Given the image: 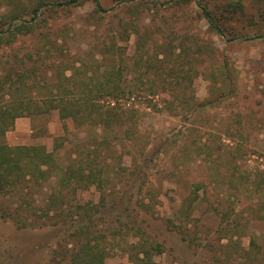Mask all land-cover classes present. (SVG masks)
I'll use <instances>...</instances> for the list:
<instances>
[{
  "label": "rangeland",
  "instance_id": "rangeland-1",
  "mask_svg": "<svg viewBox=\"0 0 264 264\" xmlns=\"http://www.w3.org/2000/svg\"><path fill=\"white\" fill-rule=\"evenodd\" d=\"M41 1L36 15L41 22L34 34L11 45L0 41V71L9 66L6 53L34 52L42 72L62 82L57 91L75 93L87 87V77L76 67L87 64L89 75L98 68L95 73L104 78L111 60L125 58L122 63L129 65L136 82L130 91L134 99L119 100L127 122L114 130L103 129L96 118L84 114L79 123L62 120L51 110L22 117L6 132L9 145L41 144L49 151L57 145L58 168L84 147V153L96 155L92 166L98 180L71 189L59 184L57 169L52 170L32 193L36 213L42 216L49 203L64 205L66 212L76 204L82 213H90L93 224L81 221L86 223L76 237L71 233L80 221L18 229L0 219V264H137L130 253L149 244L152 260L147 264H259L248 260L243 249L253 233L259 243L264 238V219L259 217L264 213V37L222 38L208 29L193 2L177 0H100L108 9L100 17L93 14L91 0L71 7L53 4L63 0H19V6L0 0V27L7 28L14 7H21L20 15L33 23L31 11ZM152 1L156 7L148 4ZM226 1L231 0H213ZM242 1L247 15L258 13V0ZM240 19L231 26L248 31L258 27L244 16ZM261 27L264 30V24ZM146 31L154 32L151 41L157 46L145 50L137 37ZM202 43H208L209 50L203 49L194 63L191 52ZM141 52L148 56L146 66L139 59ZM163 52L167 59L159 63L156 56L161 58ZM63 71L72 74L70 81L62 78ZM99 103L116 102L106 96ZM190 105V110L197 109L187 111ZM55 187L63 189L64 199ZM196 187L197 197L192 191ZM11 199V194L0 195V204ZM191 203V216L186 217L184 208ZM87 205L96 209L84 208ZM54 209L47 215L58 211ZM136 210L137 222L132 216ZM226 222L237 227L233 242H219L218 229ZM180 227L189 238H183ZM193 235L211 246L202 252L191 247ZM62 239L66 249L60 247ZM156 242L162 246L157 248ZM137 243L140 246L134 247ZM96 254L100 257L94 258Z\"/></svg>",
  "mask_w": 264,
  "mask_h": 264
},
{
  "label": "trees",
  "instance_id": "trees-1",
  "mask_svg": "<svg viewBox=\"0 0 264 264\" xmlns=\"http://www.w3.org/2000/svg\"><path fill=\"white\" fill-rule=\"evenodd\" d=\"M7 1L19 6V3L17 2L19 0ZM82 1L84 2V0H63L57 1L53 4L56 6L71 7L81 3ZM91 1L94 4V15H98V17H100L102 13L108 11L107 8L102 6L100 0ZM171 1L174 3H177V1L193 2L201 17L206 20L208 29L222 38L227 37L233 39L238 36L251 38L264 37V30L261 29V25L264 24L263 0L257 1L259 2V4L256 3V5H258V7L256 6L258 13H255V15L246 14L245 5L242 0H231L221 4L214 3L213 0ZM117 3H122V0H117ZM41 4H44V2L41 1L38 3L31 11L32 16L30 21L33 23H29L24 15H20L19 11L22 10L21 7L20 9L19 7H14L12 9L13 11L8 13V22H5L6 24H4L7 25V28L4 30L0 27V34H3V36L0 37V41L2 40V42L6 43V45H11L19 38H23L29 34L32 35V33L34 34L35 27H37V24H40L41 22H37L36 18L37 9ZM148 4L155 7L157 6L155 1ZM163 4L164 2L159 3L158 5L160 6ZM242 16L246 17L247 23L250 26L258 24V27L252 31L233 28L231 24L236 25L238 19ZM252 19H256V22L252 23ZM1 23L2 21H0V24ZM157 30L162 32L160 25L157 27ZM151 33L154 32H142L137 37V40L140 38V42H142L141 46L145 50L147 47L149 48L152 45H155L153 47L157 46L151 41L153 40V37L150 35ZM42 37L43 34L39 32L37 39L41 40ZM203 49L209 50L208 43L198 44L196 49L192 50V61H194V63H197L199 58H202ZM5 55V63H9V66L5 72L0 71V195L2 197L11 194L12 199L9 200L8 203L0 204V219L13 223L18 229H38L48 224L57 225L61 221L64 224L67 222L75 223V221H80L77 231L71 233V236H74L75 234L77 237L78 234L83 231L81 226L86 223H81V221L87 219L89 224H93V219L89 218V212L82 213L80 211V205L71 204L68 206V209H70L68 212L65 211L67 208L63 205L56 206L58 211H54L51 215H47L52 208H55L53 207V203H51V205L49 203L47 207L42 209L43 219L41 215L36 213L37 208L34 206L35 204L33 203L32 193L35 190L34 188L42 185L41 180L48 178L49 174L52 170H55V168L58 172H56V178H58L59 184H62V186H70L71 189L79 187L87 188L90 184L97 183L98 177L92 166L93 157L96 155L84 153V147L82 151L79 148L74 157H69L70 162L67 163V165L60 166L58 168L55 153L57 145L56 148L54 147L51 151L41 144L9 145L5 140V134L13 127L17 118L40 115L48 113L51 110H56L59 118L62 120L70 118L74 122L76 121L79 123V119L83 117L84 114L87 119L96 118L97 124L101 125L103 129L108 128L114 130V127L121 126L127 122V120H125L127 118L124 117V111H122V107L119 106V100L123 97H125L126 100L134 99L130 91L132 90V83L134 85L136 82L133 79V76H130L131 72L128 71V68L126 67L129 65L126 63L123 65L122 63L124 62L122 60H125V58L117 62H112L111 60L109 64L113 65L111 68L108 67L109 71H107L104 78L102 75L95 73L98 72V68L96 71L91 69L93 71L91 72L92 74L89 75L87 71L89 68L87 67V64H84V67L82 68L76 67L75 71H80V74H82L83 77H87V80L84 82L87 86L85 91L81 90L75 93L69 92L60 94L57 90L62 82L57 79L56 76L53 78L42 72L44 66L40 63L38 58H35V56L33 57L34 52L22 55L14 52L12 54L6 53ZM170 56L172 55L170 54ZM156 58L159 63H164L167 59V54L163 52V56L161 58H158V55ZM139 59L143 61L145 66L147 65L148 62L146 63V59H148V56L144 57V53L141 52ZM74 67L73 63L70 68L74 70ZM225 69L227 68L225 67ZM225 69L223 72L229 74V69L226 71ZM137 70L141 71L142 69L138 68ZM62 74V78L66 81H70L72 74L65 75V71H63ZM224 78L227 79V76ZM140 79V77H137L138 81ZM125 85L127 87V91H125ZM42 88L47 89L45 94H41L40 90ZM229 92L230 94L233 93L234 88ZM156 94L157 93L152 92V96H155ZM106 96H108L112 101L114 100L116 103L114 105L100 104V99ZM191 107L192 105L189 106L187 111L192 112L195 108L197 109V107H194L190 110ZM196 188V190L193 189L192 191L197 197L198 187ZM54 192L59 194L61 200L66 197L61 187H55ZM51 197H54V195L52 194ZM189 199L194 201L195 197H191ZM190 206H192V203L184 208L186 217L191 216L189 212L190 210H188L190 209ZM84 208L96 209V207H90L88 205L87 207L84 206ZM133 211L134 210L132 208V212ZM139 214L140 210H136V213H133L132 216L135 222H137L136 217H138ZM259 217L264 219V213L259 215ZM88 225H86V227ZM221 225L222 227L218 229L219 242L223 239L233 242L232 236L235 234V228L237 227L235 225H231L229 222L221 223ZM230 225L231 227L228 228ZM138 230L141 234H144L143 230ZM179 232L183 235V238L188 237L187 232L184 229H181V227ZM228 232H231V234L227 237L226 234ZM95 238H97L96 235ZM258 238L259 236L253 233L250 243L248 244V247L243 249V253L248 260L251 261L252 259H256L259 264H264V238L261 243L257 241ZM198 240L199 238L196 237V235H193V237L188 240V243L191 247L194 246L196 249L200 248V252L211 246L209 243H202ZM156 243L158 248L161 243ZM220 244L227 247L226 243ZM137 245L140 246V243H137L134 247H138ZM60 247L66 249L64 239H62ZM152 247L153 245L150 244L146 247L141 245V251L136 253L134 252L135 254H130H132L134 260L138 262L137 264H147V262L152 260L150 255V248ZM198 252L199 251L197 250L196 255L200 253ZM140 253L143 254L142 257L139 256ZM98 257L100 256L96 254L94 258ZM195 264L198 263L195 262Z\"/></svg>",
  "mask_w": 264,
  "mask_h": 264
},
{
  "label": "crops",
  "instance_id": "crops-1",
  "mask_svg": "<svg viewBox=\"0 0 264 264\" xmlns=\"http://www.w3.org/2000/svg\"><path fill=\"white\" fill-rule=\"evenodd\" d=\"M22 117H20V118H17L16 120H15V123H14V125L15 124H17V121L19 120V119H21Z\"/></svg>",
  "mask_w": 264,
  "mask_h": 264
}]
</instances>
